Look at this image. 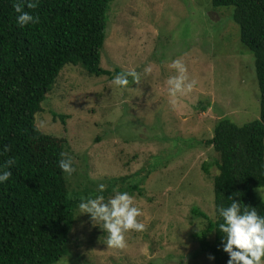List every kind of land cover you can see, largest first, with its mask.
<instances>
[{
	"label": "rangeland",
	"instance_id": "rangeland-1",
	"mask_svg": "<svg viewBox=\"0 0 264 264\" xmlns=\"http://www.w3.org/2000/svg\"><path fill=\"white\" fill-rule=\"evenodd\" d=\"M233 12L212 0H113L101 67L135 69L140 81L120 89L80 66L60 71L36 120L73 159L69 190L106 189L111 178H126L118 191L138 183L141 193L131 195L145 230L127 233L124 249L109 248L107 233L76 209L69 253L56 264H212L193 236L207 223L193 207L215 218L219 156L203 142L221 118L237 125L260 118L254 56L241 52ZM175 59L196 80L183 96H170L166 84Z\"/></svg>",
	"mask_w": 264,
	"mask_h": 264
},
{
	"label": "trees",
	"instance_id": "trees-1",
	"mask_svg": "<svg viewBox=\"0 0 264 264\" xmlns=\"http://www.w3.org/2000/svg\"><path fill=\"white\" fill-rule=\"evenodd\" d=\"M112 1L39 0L35 9H24L39 16V23L21 28L12 8L16 0H0V164L16 160L9 181L0 184V264H56L69 253L80 199L100 194L87 186L82 193L69 190L68 175L57 165L63 153L60 140L41 130L36 115L42 114L43 102L68 64L91 76L126 72L101 67ZM212 5L234 7L241 52L254 56L260 102L259 119L237 125L221 118L213 136L203 142L219 156L214 210L230 204L231 195L264 214V203L255 192L258 185L264 186V0H212ZM58 117L53 111L54 120ZM4 145L8 152H3ZM125 180L108 179L102 194L106 197ZM134 190L141 193L138 183L119 188L130 195ZM192 212L207 220L204 229L193 233L199 250L215 257L212 264H226L228 256L220 247L223 233L217 226L222 220L198 207Z\"/></svg>",
	"mask_w": 264,
	"mask_h": 264
},
{
	"label": "clouds",
	"instance_id": "clouds-1",
	"mask_svg": "<svg viewBox=\"0 0 264 264\" xmlns=\"http://www.w3.org/2000/svg\"><path fill=\"white\" fill-rule=\"evenodd\" d=\"M39 0H16L12 8L16 13V24L24 27L29 24H38L39 16L25 11L24 9H35ZM170 68L175 70V75L169 76L166 80L170 96L186 95L196 85L195 79H189L187 68L182 60L175 59L171 62ZM152 69L144 68L147 75ZM129 77L132 83L140 81V74L135 70L116 73L111 84L126 89L129 86ZM9 146L4 145L3 152H8ZM0 154H3L0 152ZM16 164L14 158H9L0 164V184L9 181L12 176L11 168ZM57 165L64 174L71 175L75 172L73 159L66 153H60ZM264 175V164L261 165ZM105 191L104 184L97 185V192L100 194L80 199L77 209L78 215L88 214L92 224L98 226L107 233L106 244L109 248L124 249L127 246L126 234L131 232H143L145 224L138 217L143 215L141 207L134 202V197L127 191L113 189L112 194L106 199L102 194ZM256 191L260 196V203H264V186L258 185ZM226 207L219 205L215 209V215L222 220L218 223L221 236L222 250L227 254L226 264H264V214L258 212L256 206L239 203L233 199ZM209 260L215 257L209 254Z\"/></svg>",
	"mask_w": 264,
	"mask_h": 264
}]
</instances>
